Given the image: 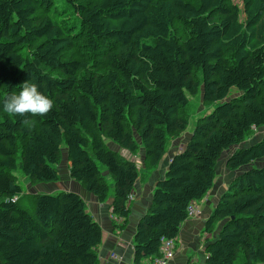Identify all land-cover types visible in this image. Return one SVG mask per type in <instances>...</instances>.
<instances>
[{
  "label": "trees",
  "instance_id": "1",
  "mask_svg": "<svg viewBox=\"0 0 264 264\" xmlns=\"http://www.w3.org/2000/svg\"><path fill=\"white\" fill-rule=\"evenodd\" d=\"M242 2L0 0V264H100L103 230L85 199L69 190L24 196L19 162L32 184L57 182L65 144L70 177L101 203L110 196L106 168L123 228L142 175L189 125L188 94L202 87L209 104L236 88L198 118L156 181L134 264L158 256L162 238H178L189 206L214 187L222 154L264 126V0ZM28 80L53 101L47 115L3 111ZM106 139L131 155L142 148L143 165ZM263 158L264 137L227 158L229 170H244L206 220L205 232L220 231L205 264L264 263V166L245 170Z\"/></svg>",
  "mask_w": 264,
  "mask_h": 264
},
{
  "label": "crops",
  "instance_id": "2",
  "mask_svg": "<svg viewBox=\"0 0 264 264\" xmlns=\"http://www.w3.org/2000/svg\"><path fill=\"white\" fill-rule=\"evenodd\" d=\"M175 153L169 155L167 159L163 158L159 166L148 173L145 181L140 179L137 183L136 198L131 203V214L123 228L118 225L117 217L111 210L114 195L109 196V200L104 203L99 202L96 196L85 190L82 183L70 177V161L68 160H66L68 170L66 168L61 171V174H63L62 179L57 182L39 184V191L41 192L38 193H57L69 190L80 194L85 199L89 213L99 222L103 230L102 242L97 247L100 264H134V236L137 223L147 212L156 181L165 176L168 163ZM64 156L67 158L66 149ZM230 183L229 180L227 185H224L229 186ZM224 189L215 191L213 188V192L211 196H208L207 201L199 204L202 208L200 216L189 218L182 224L179 236L176 239L175 256L168 264H205L207 241L217 238L220 231L219 225L217 232L212 234L205 232V223L217 206ZM37 191L35 190V192ZM112 254H116L119 258L113 259Z\"/></svg>",
  "mask_w": 264,
  "mask_h": 264
},
{
  "label": "rangeland",
  "instance_id": "3",
  "mask_svg": "<svg viewBox=\"0 0 264 264\" xmlns=\"http://www.w3.org/2000/svg\"><path fill=\"white\" fill-rule=\"evenodd\" d=\"M234 3L238 4L239 7H241V8L243 7L242 0H234ZM199 77L201 79L203 78L202 70L199 71ZM238 93H239L238 90L236 88H233L231 90V93L229 94V96L224 100H229V99L233 98L234 96L238 95ZM188 96L190 99V105L187 108L186 112H187V115L189 116V119H190L189 125H188L185 132L180 134L177 138L170 140L169 145H168V150H167L166 155L164 156V159H167V157H169V155L177 152L181 148V146H184L187 143V141L191 137V133H192V130L194 128V125H195V123L199 117L212 112L218 104H220L224 101V100H220L217 102L204 104L203 99H202V96H203L202 87L200 88L199 92L196 95L188 94ZM263 137H264V126L261 128L254 129V133L250 137H248L242 144H240L238 146H232L229 150L225 151L222 154L221 158L219 159V161L217 163V167H216L217 176H216V180H215V185L213 187L215 189V191H219V190L225 188L222 192V195H223L224 192L228 189V186H226L227 182H229V180L231 182V180H233L234 177L239 175L241 173V171L244 170V169H241L238 171L229 170L226 167L227 158L241 145L243 147L251 146L252 144L259 142ZM105 142L110 149L119 150L124 155L131 156L133 159H135L137 161V163L139 165H141V166L143 165L144 150L142 148L139 150V152L136 155H131L130 153L126 154L127 151L125 149H120V146L118 144H116L115 142H113L112 140L106 139ZM65 149H67L66 145L63 144V146H62V153L63 154H65ZM66 160H67V158H65V156H64L61 163L58 165V169L60 172V180L62 179V175H63V174H61V171H63V169H66V168L68 170ZM263 166H264V158L258 159L256 161H254L253 163L246 165L245 170L253 168V167L260 168ZM142 172H145V169L143 167L141 169V173ZM103 173H104V175H106L105 177H106V179L110 185V196L114 195V180L106 168H103ZM14 174L17 178V181L23 186V189L25 192L24 196L27 197L28 194L41 192V191H39V187H40L39 184H37V185L32 184V182H30L29 178L24 174V172L22 170L21 162H19L18 168L14 171ZM147 175L148 174H143L141 177V180L145 181ZM224 184H226V185H224ZM213 188L207 193V195L204 197L203 200L196 203L200 209H202V208L200 207L199 204H201L203 201L204 202L207 201L208 196H211V193L213 192ZM35 190H38V191L35 192ZM135 198H136V192L134 191V194L131 198V203ZM27 200L28 199H24V204L27 203ZM199 216H195L192 218H198ZM119 221H120V219H119ZM217 230H219L218 225L215 227L214 232H217ZM239 263H240V260H239ZM258 264H264V263H258Z\"/></svg>",
  "mask_w": 264,
  "mask_h": 264
},
{
  "label": "clouds",
  "instance_id": "4",
  "mask_svg": "<svg viewBox=\"0 0 264 264\" xmlns=\"http://www.w3.org/2000/svg\"><path fill=\"white\" fill-rule=\"evenodd\" d=\"M54 107L53 101L39 91L30 80L22 84L18 95H10L3 102V111L19 116H45Z\"/></svg>",
  "mask_w": 264,
  "mask_h": 264
},
{
  "label": "built area",
  "instance_id": "5",
  "mask_svg": "<svg viewBox=\"0 0 264 264\" xmlns=\"http://www.w3.org/2000/svg\"><path fill=\"white\" fill-rule=\"evenodd\" d=\"M133 196V194H132ZM131 196V198H132ZM16 200V198H14ZM197 202L192 203L189 208V218L199 216L201 209L197 206ZM176 252V239L173 238H162L160 245V254L150 259H144L141 264H168L175 256ZM113 259H118L116 254H112Z\"/></svg>",
  "mask_w": 264,
  "mask_h": 264
}]
</instances>
